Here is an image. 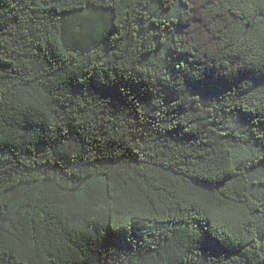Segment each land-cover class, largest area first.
<instances>
[{"label":"trees","instance_id":"1","mask_svg":"<svg viewBox=\"0 0 264 264\" xmlns=\"http://www.w3.org/2000/svg\"><path fill=\"white\" fill-rule=\"evenodd\" d=\"M195 5L0 0V264H264V0Z\"/></svg>","mask_w":264,"mask_h":264},{"label":"snow or ice","instance_id":"2","mask_svg":"<svg viewBox=\"0 0 264 264\" xmlns=\"http://www.w3.org/2000/svg\"><path fill=\"white\" fill-rule=\"evenodd\" d=\"M192 3H193V6H196L195 5V0H192ZM225 115H231L230 112H226ZM219 127H221L222 129L226 127L223 119L221 118L219 124H218ZM221 138H224L223 136ZM229 151H231V148L228 149ZM237 151H239V149H237ZM243 161H237L236 163V167H241L243 166ZM256 224H257V227L261 230L260 232V235H261V238H264V214H261L258 219L256 221H254Z\"/></svg>","mask_w":264,"mask_h":264}]
</instances>
